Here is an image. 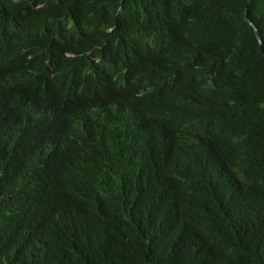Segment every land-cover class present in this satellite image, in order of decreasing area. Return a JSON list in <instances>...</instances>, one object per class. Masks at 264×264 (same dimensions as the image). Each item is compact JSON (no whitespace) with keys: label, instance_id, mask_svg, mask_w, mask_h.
Returning <instances> with one entry per match:
<instances>
[{"label":"trees","instance_id":"16d2710c","mask_svg":"<svg viewBox=\"0 0 264 264\" xmlns=\"http://www.w3.org/2000/svg\"><path fill=\"white\" fill-rule=\"evenodd\" d=\"M249 1L0 0V264H264V0L248 20ZM130 97L140 138L114 106ZM45 127L59 162L20 183ZM163 145L162 198L109 167Z\"/></svg>","mask_w":264,"mask_h":264},{"label":"clouds","instance_id":"9594fccd","mask_svg":"<svg viewBox=\"0 0 264 264\" xmlns=\"http://www.w3.org/2000/svg\"><path fill=\"white\" fill-rule=\"evenodd\" d=\"M114 106L117 109V112L127 119L128 127L126 130L129 136L140 138L142 135V129L136 122V119L140 115V110L135 97H130L126 100H120L119 98L115 101ZM166 117H168V115H166ZM59 130L60 128L45 127L40 131V140L36 145L39 147L38 153L41 154V157L25 161L19 171L20 183L42 169V165H44L46 161H50L55 165L59 162V155L55 151L53 144ZM64 130H67L73 138L78 139L83 135L81 129L78 128H65ZM137 146L128 153L117 154L112 157L109 160V167L112 169L121 168L127 178L133 183L139 181L148 197L162 198L163 194L166 192L162 175L163 172L167 170V167H172L173 165V151L170 146L163 145L151 155L143 157L136 152ZM28 197V195H12V198H6V200L13 208H16L19 205L26 203L29 199ZM4 199L5 197L2 196L1 200Z\"/></svg>","mask_w":264,"mask_h":264},{"label":"water","instance_id":"95a60500","mask_svg":"<svg viewBox=\"0 0 264 264\" xmlns=\"http://www.w3.org/2000/svg\"><path fill=\"white\" fill-rule=\"evenodd\" d=\"M252 2H253V0H250V1H249L248 8H247V19H248V20H249L248 9H249V6L251 5ZM251 24H252L253 26L256 27V25H255L253 22H251ZM256 32H257V35H258V37H259L260 44H261V46L263 47V46H264V43H263L262 37L260 36L259 30H258L257 27H256Z\"/></svg>","mask_w":264,"mask_h":264},{"label":"bare ground","instance_id":"6f19581e","mask_svg":"<svg viewBox=\"0 0 264 264\" xmlns=\"http://www.w3.org/2000/svg\"><path fill=\"white\" fill-rule=\"evenodd\" d=\"M186 131H187V130H186ZM38 166H39V164H38ZM40 167H41V165H40ZM48 167H49L48 169H51V167H53V166H52V164H48ZM42 168L45 169V165H42Z\"/></svg>","mask_w":264,"mask_h":264}]
</instances>
